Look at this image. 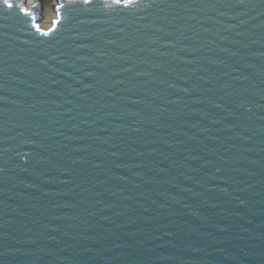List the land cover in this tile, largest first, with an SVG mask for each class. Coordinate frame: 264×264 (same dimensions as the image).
Segmentation results:
<instances>
[{
  "label": "water",
  "instance_id": "1",
  "mask_svg": "<svg viewBox=\"0 0 264 264\" xmlns=\"http://www.w3.org/2000/svg\"><path fill=\"white\" fill-rule=\"evenodd\" d=\"M9 2L0 264H264V0Z\"/></svg>",
  "mask_w": 264,
  "mask_h": 264
},
{
  "label": "rangeland",
  "instance_id": "2",
  "mask_svg": "<svg viewBox=\"0 0 264 264\" xmlns=\"http://www.w3.org/2000/svg\"><path fill=\"white\" fill-rule=\"evenodd\" d=\"M42 3V13L44 15V18L41 20V27L43 29H46L50 26L51 21L54 17L53 8L51 0H39Z\"/></svg>",
  "mask_w": 264,
  "mask_h": 264
},
{
  "label": "snow or ice",
  "instance_id": "3",
  "mask_svg": "<svg viewBox=\"0 0 264 264\" xmlns=\"http://www.w3.org/2000/svg\"><path fill=\"white\" fill-rule=\"evenodd\" d=\"M90 2V0H85V3ZM114 3H116L117 5H121L122 4V0H113ZM129 0H123V6H127ZM3 4L6 8H12L14 5L12 3L9 2V0H3ZM21 12L27 14V10L25 8H21L20 9Z\"/></svg>",
  "mask_w": 264,
  "mask_h": 264
},
{
  "label": "crops",
  "instance_id": "4",
  "mask_svg": "<svg viewBox=\"0 0 264 264\" xmlns=\"http://www.w3.org/2000/svg\"><path fill=\"white\" fill-rule=\"evenodd\" d=\"M54 1H55V0H51V2H53V3H54ZM40 2H41V1H40Z\"/></svg>",
  "mask_w": 264,
  "mask_h": 264
}]
</instances>
